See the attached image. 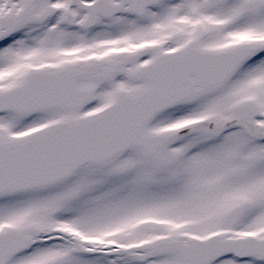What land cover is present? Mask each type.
Returning a JSON list of instances; mask_svg holds the SVG:
<instances>
[{
  "label": "snow or ice",
  "instance_id": "1",
  "mask_svg": "<svg viewBox=\"0 0 264 264\" xmlns=\"http://www.w3.org/2000/svg\"><path fill=\"white\" fill-rule=\"evenodd\" d=\"M0 264H264V0H0Z\"/></svg>",
  "mask_w": 264,
  "mask_h": 264
}]
</instances>
